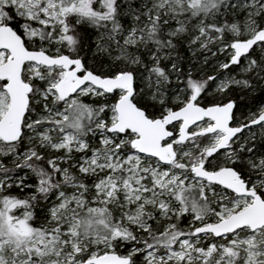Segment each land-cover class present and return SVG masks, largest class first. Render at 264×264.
<instances>
[{
  "label": "snow or ice",
  "instance_id": "obj_1",
  "mask_svg": "<svg viewBox=\"0 0 264 264\" xmlns=\"http://www.w3.org/2000/svg\"><path fill=\"white\" fill-rule=\"evenodd\" d=\"M0 264H264V0H0Z\"/></svg>",
  "mask_w": 264,
  "mask_h": 264
}]
</instances>
